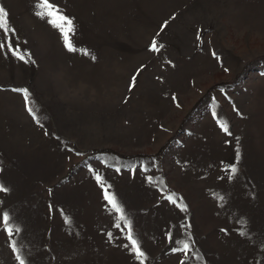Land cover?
Listing matches in <instances>:
<instances>
[{"label":"rangeland","instance_id":"374dc122","mask_svg":"<svg viewBox=\"0 0 264 264\" xmlns=\"http://www.w3.org/2000/svg\"><path fill=\"white\" fill-rule=\"evenodd\" d=\"M50 2L74 51L0 0V264H264V0Z\"/></svg>","mask_w":264,"mask_h":264},{"label":"snow or ice","instance_id":"6c2138e0","mask_svg":"<svg viewBox=\"0 0 264 264\" xmlns=\"http://www.w3.org/2000/svg\"><path fill=\"white\" fill-rule=\"evenodd\" d=\"M41 7L43 9H45V11L40 12L38 14L41 16H47V17L51 18L50 22L53 23L55 26L59 27L64 32V36H65V40H66V47H68L70 51H74L75 49L72 47L71 42L67 39L68 35L72 29V21L70 19H68L67 17L63 16L59 12V10L54 7V5L50 2V0H41ZM7 15L8 14L5 11V9L3 7H0V29H4L5 31H7V28H8ZM152 47H153V50H157V51L159 50L155 42H153ZM161 47H162V45H161ZM19 91H23L25 101L27 102L29 99L28 90L23 89V90H19ZM28 111L35 116V113L33 112V109L31 106H28ZM220 126L225 132H228V128H227L226 124L222 123ZM232 171L235 172L236 169L233 168ZM96 179H97V181H100L101 177L99 175H97ZM102 187H103V185H102ZM8 190L9 189H7L4 185L0 184V191H8ZM105 198L109 201V203L112 204V206L115 208L116 211L121 213V218L123 219L124 214H123L122 208H120L117 205L116 198L112 194L108 193L107 189H105ZM173 202L175 203V201H173ZM3 221L5 224H7L10 221L9 214L5 213L3 215ZM19 230H20L19 228L16 229L17 232ZM8 232H9V234H11L12 229L8 228ZM128 239L131 241V244L133 246L132 250L136 253L137 259H142L145 254L141 250L138 240L134 239L132 236L130 222H129ZM13 246L15 247L14 244H13ZM188 247H189V245L187 243H185L183 245L184 249H187ZM20 264H25V261L21 259Z\"/></svg>","mask_w":264,"mask_h":264},{"label":"trees","instance_id":"16d2710c","mask_svg":"<svg viewBox=\"0 0 264 264\" xmlns=\"http://www.w3.org/2000/svg\"><path fill=\"white\" fill-rule=\"evenodd\" d=\"M115 153V151L114 150H112V149H93V150H91V152H90V155H96V154H99V153Z\"/></svg>","mask_w":264,"mask_h":264}]
</instances>
